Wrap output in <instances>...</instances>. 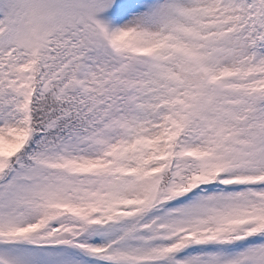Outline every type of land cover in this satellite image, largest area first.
Here are the masks:
<instances>
[{
  "label": "snow or ice",
  "instance_id": "1",
  "mask_svg": "<svg viewBox=\"0 0 264 264\" xmlns=\"http://www.w3.org/2000/svg\"><path fill=\"white\" fill-rule=\"evenodd\" d=\"M0 264H264V0H0Z\"/></svg>",
  "mask_w": 264,
  "mask_h": 264
}]
</instances>
